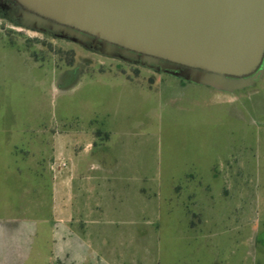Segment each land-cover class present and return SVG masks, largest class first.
Listing matches in <instances>:
<instances>
[{
    "label": "rangeland",
    "instance_id": "obj_1",
    "mask_svg": "<svg viewBox=\"0 0 264 264\" xmlns=\"http://www.w3.org/2000/svg\"><path fill=\"white\" fill-rule=\"evenodd\" d=\"M0 34L9 36L13 46L26 53L28 62L36 59L42 65L44 129H86L87 74L107 75L110 84L123 77L133 80L132 87L118 86L122 94L112 95L111 117L102 118L94 127L117 130L118 154L148 162L139 168L150 175L166 174L164 200L171 187L182 184L181 196L172 193L173 210L164 202L159 215L138 213L133 221L139 229L152 224L164 229L158 231L163 233L160 264H264V75L254 85L230 93L196 84L176 72L158 73L92 53L72 42L26 29L2 15ZM14 53L11 50L12 56ZM12 59L15 66L17 60ZM77 67L84 79L76 90L65 94L67 89H59V95L52 96L49 88L52 92L58 85L65 88L70 82L65 75ZM66 143L74 144L70 139ZM46 159L44 151V162ZM57 160L59 165L70 162L66 155ZM51 185L44 174V205L49 211L54 204ZM206 187H211L212 198ZM191 195L193 204L189 205ZM61 200L55 204L61 206ZM184 202L197 214L198 223L201 221L196 235L187 228L190 217H186ZM66 216L59 214L54 219L65 220ZM49 217L50 213H44L45 219ZM171 221L181 223V238L173 239L175 229L164 225ZM147 241L139 240L134 246L139 264H148ZM65 249L61 253L65 261L44 264H84L81 250L71 259ZM75 259L80 261L73 262Z\"/></svg>",
    "mask_w": 264,
    "mask_h": 264
},
{
    "label": "crops",
    "instance_id": "obj_2",
    "mask_svg": "<svg viewBox=\"0 0 264 264\" xmlns=\"http://www.w3.org/2000/svg\"><path fill=\"white\" fill-rule=\"evenodd\" d=\"M21 52L9 36L0 34V264L63 262L64 247L70 258L81 250L84 264H139L134 248L139 240H148L144 244L146 247L148 243L147 263L160 264L163 233L158 231L164 229L159 224L139 229L133 221L138 213L159 215L164 202L171 204L167 206L171 210L176 205L172 199L184 192L182 184L171 187L164 200L166 174L160 176L159 171L150 175L139 168L148 162L118 154L117 130L94 127L102 118L111 117V100L122 94L118 86L132 87L133 80L123 77L110 84L107 75L87 74L86 129H44L43 68L36 59L28 62L26 53ZM11 57L17 60L15 66ZM83 79L65 88L58 85L55 92L50 87L49 91L52 96L59 95V89L70 94ZM69 139L74 142L72 146L66 143ZM60 155H66L70 162L59 165ZM44 174L52 183L50 198L54 204L50 211L44 205ZM75 181L77 184L72 185ZM205 190L212 198L211 187ZM190 198L192 195L189 205ZM60 199L63 204L56 205ZM182 207L190 217L187 228L196 235L201 221L198 223L197 214L188 210L186 202ZM44 213L50 217L45 219ZM59 214H66L65 220L54 219ZM171 224L164 225L175 229L172 238L179 237L181 223Z\"/></svg>",
    "mask_w": 264,
    "mask_h": 264
},
{
    "label": "water",
    "instance_id": "obj_3",
    "mask_svg": "<svg viewBox=\"0 0 264 264\" xmlns=\"http://www.w3.org/2000/svg\"><path fill=\"white\" fill-rule=\"evenodd\" d=\"M7 18L86 50L216 90L264 74V0H9Z\"/></svg>",
    "mask_w": 264,
    "mask_h": 264
},
{
    "label": "flooded vegetation",
    "instance_id": "obj_4",
    "mask_svg": "<svg viewBox=\"0 0 264 264\" xmlns=\"http://www.w3.org/2000/svg\"><path fill=\"white\" fill-rule=\"evenodd\" d=\"M11 6V7H16L12 2H10L9 0H0V15H2L3 17L7 18L6 15H5V12H4V6ZM9 19V18H7ZM15 23H17L16 21L12 20V19H9ZM18 24V23H17ZM19 25V24H18ZM21 26V25H20ZM41 34H45V35H48L50 36L49 34L47 33H41ZM51 38H53L52 36H50ZM54 39V38H53ZM259 70H263L264 71V61H263V64L262 66L260 67ZM81 67H77V68H74L72 69L70 72L67 73V75H65V77H67L69 79V85L73 84L77 79L80 78V75H81ZM163 74L165 73H168L167 71L165 72H161ZM264 75V74H263ZM263 76H261L257 81H259L260 79H262ZM256 81V82H257ZM255 82V83H256Z\"/></svg>",
    "mask_w": 264,
    "mask_h": 264
}]
</instances>
